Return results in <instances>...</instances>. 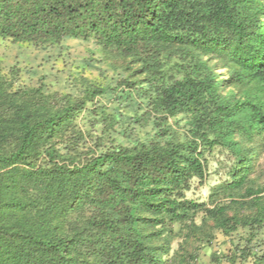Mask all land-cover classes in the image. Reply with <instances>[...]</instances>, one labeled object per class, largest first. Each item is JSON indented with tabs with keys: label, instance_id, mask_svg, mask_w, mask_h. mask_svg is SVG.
<instances>
[{
	"label": "trees",
	"instance_id": "trees-1",
	"mask_svg": "<svg viewBox=\"0 0 264 264\" xmlns=\"http://www.w3.org/2000/svg\"><path fill=\"white\" fill-rule=\"evenodd\" d=\"M67 40L137 90L150 137L107 147L103 130L88 156L74 122L102 87L74 77L83 96L59 105L0 72V264H197L216 232L264 228V0H0V41ZM211 161L223 177L189 198Z\"/></svg>",
	"mask_w": 264,
	"mask_h": 264
},
{
	"label": "rangeland",
	"instance_id": "rangeland-1",
	"mask_svg": "<svg viewBox=\"0 0 264 264\" xmlns=\"http://www.w3.org/2000/svg\"><path fill=\"white\" fill-rule=\"evenodd\" d=\"M109 63V58L105 57L93 42L67 40L60 46L41 50L27 44L0 41V72L11 83L10 93H25L33 89L51 98L54 96L60 105L64 103V100H59L60 96L66 92L74 97L83 96L82 90L75 88L77 85L73 81L74 77L84 80L88 85L95 84L103 88L102 94L94 95L86 102L74 122L76 129L82 132L85 143L83 146L89 151L88 156L94 151L92 142L97 141L103 130L109 141L105 142L107 147L127 145L134 143L138 138L150 137V127L135 129L133 126L137 90L134 91L121 82L117 83L119 77ZM135 67L133 64L130 66L132 70ZM131 73L132 71L122 72L123 78ZM143 77L141 74L135 75L136 81ZM2 101L4 102L3 99ZM102 117L105 118L104 121L100 120ZM56 145L59 149L63 147L61 144ZM212 161L209 164L210 177L205 189L194 188L187 194L189 198L203 200L206 189L216 183L219 177H223V173L215 174L216 166ZM252 177L261 183L264 182V152L256 161ZM247 236V230L229 237L216 232L211 243L198 251L197 264H212L211 254L218 256L220 264H264V228L256 231L248 242ZM172 247L176 249L177 242L173 243ZM234 258V263H230Z\"/></svg>",
	"mask_w": 264,
	"mask_h": 264
}]
</instances>
